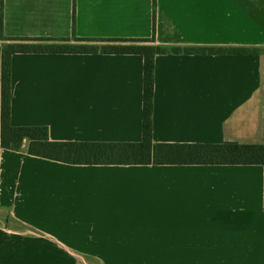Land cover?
I'll return each mask as SVG.
<instances>
[{"label":"crops","instance_id":"obj_1","mask_svg":"<svg viewBox=\"0 0 264 264\" xmlns=\"http://www.w3.org/2000/svg\"><path fill=\"white\" fill-rule=\"evenodd\" d=\"M3 21L10 37L131 44L152 37L153 0H4ZM155 39L262 50L158 54L155 143L264 142V0H157ZM4 44L0 264H264L263 165L70 164L29 154L28 139L2 147ZM143 66L141 54L14 53L11 123L46 126L53 141L139 142Z\"/></svg>","mask_w":264,"mask_h":264},{"label":"trees","instance_id":"obj_2","mask_svg":"<svg viewBox=\"0 0 264 264\" xmlns=\"http://www.w3.org/2000/svg\"><path fill=\"white\" fill-rule=\"evenodd\" d=\"M156 4L153 0V35L133 39L131 44H89L96 39L73 34L79 44L49 43L53 39L10 37L3 30L4 0H0V40L5 41L1 55V145L19 150L29 140L28 153L70 164L85 165H250L264 166V142L232 143H155L153 110L155 93V59L158 54L173 53H249L259 48H166L155 43ZM75 29V10L73 13ZM38 41V42H30ZM107 41V40H105ZM123 41V40H121ZM128 53L144 57L143 72V133L139 142L53 141L46 126H14L11 123L12 56L14 53Z\"/></svg>","mask_w":264,"mask_h":264},{"label":"rangeland","instance_id":"obj_3","mask_svg":"<svg viewBox=\"0 0 264 264\" xmlns=\"http://www.w3.org/2000/svg\"><path fill=\"white\" fill-rule=\"evenodd\" d=\"M72 264H163L161 255H74Z\"/></svg>","mask_w":264,"mask_h":264}]
</instances>
